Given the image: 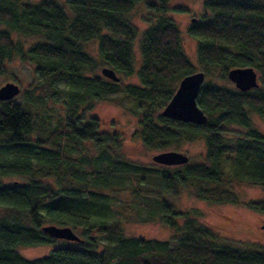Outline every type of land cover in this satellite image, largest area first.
<instances>
[{"label":"trees","instance_id":"16d2710c","mask_svg":"<svg viewBox=\"0 0 264 264\" xmlns=\"http://www.w3.org/2000/svg\"><path fill=\"white\" fill-rule=\"evenodd\" d=\"M176 1L0 0V26L6 27L0 29V74L13 58H20L34 64L38 80L26 102L0 101V160L6 158L0 161V264H264L263 249L217 241L213 228L166 199L193 183L200 200L237 203L226 178L264 186V133L252 120L253 114L264 120V0H201L203 13L189 27L197 40L200 69L182 48L181 31L171 15L187 8ZM139 4L148 10L150 23L139 41L140 85L123 86L98 75L97 69L135 72L140 29L127 14ZM18 37L33 43L25 46ZM93 41L95 55L87 49ZM235 67H253L260 76L259 88L241 92L231 83L210 80L215 73L228 79ZM198 70L209 79L197 98L207 122L158 115L177 82ZM116 99L135 103L136 134L146 147L163 152L182 140L200 138L206 162L189 161L171 169L125 159L121 137L104 132L97 118L87 117L96 102ZM50 100L54 106L63 101L65 113L53 109ZM85 143H90L93 156L72 154ZM29 172L56 182H3ZM118 177L159 181L157 217L178 233L174 247L170 240L122 234L114 201L106 192ZM248 206L264 214V200ZM51 224L80 229L82 242L56 247L34 260L16 251L58 242L42 231ZM100 237L106 238L103 251Z\"/></svg>","mask_w":264,"mask_h":264},{"label":"rangeland","instance_id":"374dc122","mask_svg":"<svg viewBox=\"0 0 264 264\" xmlns=\"http://www.w3.org/2000/svg\"><path fill=\"white\" fill-rule=\"evenodd\" d=\"M30 1L36 2L39 0ZM57 1L64 2L65 0ZM175 3L187 8L185 12L173 13L171 16L181 31V44L184 52L194 66L200 69L197 40L189 35V27L193 24L191 19L196 18L197 21L203 13L202 1L179 0ZM148 14L149 12L143 4L137 5L127 14L129 21L140 29V33L134 46L137 59L135 72L131 75H123L116 71L123 86L140 85L138 70L142 62L139 41L142 31L150 26V23L146 20ZM0 29H6V27L1 25ZM18 38L25 46L33 43L31 42L32 40L28 41L21 37ZM87 46L88 51L93 53V55L97 53V44L94 41L89 42ZM101 67L97 69L98 75H102L100 72ZM210 80L213 83L225 86H229L230 83L233 84L229 79L219 78L218 73H215ZM208 81L209 79L207 78L204 83ZM7 82L16 83L21 89L20 94L13 101L15 103L26 102L30 98L29 93L38 85V80L34 75V64L23 61L20 58H13L8 67H6L5 73L0 74V87ZM179 82H177L176 89ZM60 85V88L63 90L64 84L60 83ZM55 104L54 106L53 101L50 100V105H53V109L56 111L60 109L62 113H65L63 101ZM163 108L158 112V115L162 112ZM87 117L97 118L104 132L117 133L121 137V153L125 159L144 166H163L153 161V156L160 152L146 147L136 134L139 113L133 101H122L119 99L98 101L95 103L93 109L87 113ZM252 120L255 126L264 133V120L256 114L252 115ZM32 138L37 139L38 134H33ZM174 146L175 148L168 149V151L174 150L186 153L190 157V163L206 162V147L202 139L197 138L192 141L182 140ZM80 150V152L73 151L72 154L94 155L90 143L83 144ZM4 160L6 158L0 161ZM181 167L183 166H171L170 168L181 169ZM31 179L53 184L56 182L53 177L34 175L31 172L26 175L8 177L3 179V182L4 184H11L15 181L25 183ZM225 185L235 193L238 199L237 203L200 200L194 195L193 183H189L185 187H178L177 192L167 195L166 199L173 204L176 210L188 212L189 215L195 216L198 220L213 228L217 235V241L229 243L236 247L264 250V214L248 206L250 202L264 200V186L229 178H226ZM159 191L160 185L156 179L133 180L124 177H118L114 188L106 190L114 201V214L121 220L122 234L124 236L170 240V245L174 247L176 245L174 238L178 236V233L163 224L157 217L159 212L157 205ZM178 222L182 224L183 218L179 219ZM74 232L79 236L81 235L80 229H76ZM98 240L100 251L105 250L106 238L100 237ZM78 244L77 242L59 240L54 245L20 246L16 248V251L23 258L34 260L48 256L56 247L78 246Z\"/></svg>","mask_w":264,"mask_h":264},{"label":"water","instance_id":"95a60500","mask_svg":"<svg viewBox=\"0 0 264 264\" xmlns=\"http://www.w3.org/2000/svg\"><path fill=\"white\" fill-rule=\"evenodd\" d=\"M192 22L196 18L191 19ZM101 73L105 78L119 82L116 72L109 67H103ZM206 75L203 71H197L184 76L178 88L160 115L175 121L188 122L202 125L207 122V115L198 106L199 91L205 82ZM228 79L241 92H248L260 86V76L253 67H235L229 70ZM20 86L13 82H7L0 87V101H9L20 94ZM153 161L163 166H182L190 161V157L183 152L174 150L163 151L153 156ZM42 231L49 236L70 242H82V239L69 226L46 225Z\"/></svg>","mask_w":264,"mask_h":264}]
</instances>
